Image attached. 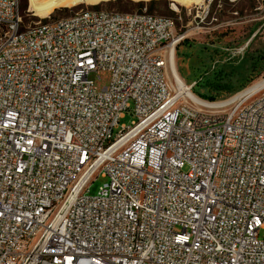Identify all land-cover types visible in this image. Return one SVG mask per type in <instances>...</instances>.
I'll use <instances>...</instances> for the list:
<instances>
[{
  "label": "built area",
  "instance_id": "obj_1",
  "mask_svg": "<svg viewBox=\"0 0 264 264\" xmlns=\"http://www.w3.org/2000/svg\"><path fill=\"white\" fill-rule=\"evenodd\" d=\"M20 5L0 0V264H264V88L186 100L176 19L147 4L28 24Z\"/></svg>",
  "mask_w": 264,
  "mask_h": 264
},
{
  "label": "rangeland",
  "instance_id": "obj_2",
  "mask_svg": "<svg viewBox=\"0 0 264 264\" xmlns=\"http://www.w3.org/2000/svg\"><path fill=\"white\" fill-rule=\"evenodd\" d=\"M150 1L21 0L20 10L28 24L68 16L82 8L135 12L140 10V3H147L154 14L176 19L174 66L199 98L207 102L227 101L264 78V0ZM100 77H95L98 89L109 84L110 73L102 71ZM227 109L223 107L221 111ZM133 110L132 103V109L120 118L114 135L122 126L137 120ZM93 179L89 195H96L109 181L101 172ZM260 237L264 238V229Z\"/></svg>",
  "mask_w": 264,
  "mask_h": 264
},
{
  "label": "bare ground",
  "instance_id": "obj_3",
  "mask_svg": "<svg viewBox=\"0 0 264 264\" xmlns=\"http://www.w3.org/2000/svg\"><path fill=\"white\" fill-rule=\"evenodd\" d=\"M172 6L174 5L172 4ZM172 8L173 10L178 12V9L176 7H172ZM28 11L32 12L30 7ZM173 50H174V45H171L168 51V62L171 70V75H170L171 80L174 82L180 95H183L186 100L191 101L194 104L204 106L208 109L223 108V107H227L229 104L236 101L237 99L248 97L264 88V78H263L257 84H254L252 87L248 88L247 90H245L244 92H242L241 94L237 95L232 99L223 102H207L199 98L196 94H194L193 91L191 90V87H188V85L179 76L176 67L174 66L175 60H174Z\"/></svg>",
  "mask_w": 264,
  "mask_h": 264
},
{
  "label": "trees",
  "instance_id": "obj_4",
  "mask_svg": "<svg viewBox=\"0 0 264 264\" xmlns=\"http://www.w3.org/2000/svg\"><path fill=\"white\" fill-rule=\"evenodd\" d=\"M122 0H119V2H121ZM159 0H152V1H150L151 2V4H155L156 2H158ZM128 3H132L131 1H128ZM141 4V6H140V9L145 5V4H147V3H140ZM149 11L151 12V9H149ZM153 13V12H152Z\"/></svg>",
  "mask_w": 264,
  "mask_h": 264
}]
</instances>
